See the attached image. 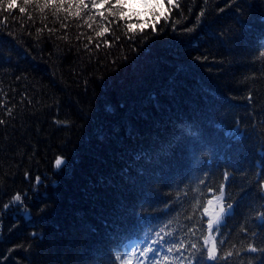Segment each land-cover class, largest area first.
<instances>
[{"label":"trees","instance_id":"trees-1","mask_svg":"<svg viewBox=\"0 0 264 264\" xmlns=\"http://www.w3.org/2000/svg\"><path fill=\"white\" fill-rule=\"evenodd\" d=\"M176 2L131 46L123 23L101 38L102 20L35 5L0 23V264H111L165 224L199 264H264L247 251L264 248V0Z\"/></svg>","mask_w":264,"mask_h":264},{"label":"snow or ice","instance_id":"snow-or-ice-1","mask_svg":"<svg viewBox=\"0 0 264 264\" xmlns=\"http://www.w3.org/2000/svg\"><path fill=\"white\" fill-rule=\"evenodd\" d=\"M207 3V0H204ZM237 0H230L229 7L232 3H236ZM258 2V0H254ZM22 4V6H21ZM29 5H35L39 8L40 12H45L46 9H51L52 14L59 18L60 13L63 12L65 17L74 16L78 17L81 20L84 19V16H87L85 21L87 28L89 30L93 29V21L100 19L103 21V26H101L99 31H96L97 37H104L106 33L109 32L108 25H115L119 27L121 23L126 25L127 36L126 39L129 42V45H135L137 41L134 39V35L139 32L141 34L146 33V26L151 28L153 34H159L157 31V24L161 20H167L171 15L170 11H162L158 9H169V8H179L180 5L176 0H0V13L3 14V20H0V23H4L8 19V14L18 11L21 14L28 12ZM143 5V8H141ZM133 8L136 11L129 13V8ZM220 12H224L225 8H220ZM145 14H147L145 18ZM205 13L201 11L199 17H197V23L200 22V17H203ZM32 19V17H29ZM67 24H65V29ZM42 31V29H41ZM188 32H192L193 28L186 29ZM52 32V29L49 28V33ZM12 35L11 32L7 33ZM79 41V36H77ZM89 42L92 38L88 37ZM119 40V37H117ZM111 44V40L108 41ZM87 47V45L85 46ZM95 47L100 48V44L96 43ZM264 55V52L261 53ZM124 60L127 61V56L124 57ZM111 63L115 64L116 61L113 60ZM248 100L251 101V94L248 96ZM10 114V113H9ZM4 121L0 120V124H3ZM66 159L63 156H58L54 161V168L57 172L61 169L63 165H66ZM30 173L25 174V179L30 178ZM225 181L228 180V172L225 170L224 174ZM41 177L37 175L35 177L34 184L38 190L39 185L41 184ZM203 183V181H201ZM227 185H221L220 191L224 193ZM259 191L264 195V179H260L257 185ZM214 191V190H210ZM27 193L22 195L20 192H16L11 197L12 202H19L21 205L24 204V196ZM209 205L213 204L212 200L208 201ZM10 207V204H5L4 208L7 209ZM220 213H226L228 209L232 208L233 205H225L223 198L221 202L217 204ZM43 211V209H41ZM208 212V209H205V213ZM258 216L264 220V212H259ZM215 217V213L209 217L205 227L207 229L208 235L204 237L202 248L207 253V260L210 262H215L218 260L220 255V249L218 247L217 240L213 236V232L216 231V236L219 235L218 228V217ZM153 216L151 220H155ZM151 220L148 222L150 223ZM2 223V221H0ZM168 225L165 224L164 227L159 228L154 231V236L146 237L141 243L140 247L137 249L136 244H133L131 247L125 250L126 254L113 255L111 251L106 256V260L110 261L111 264H199V258L195 257L193 254L188 253V249L191 248L195 250L197 248L196 243L188 244L183 238L180 242H175L169 239L172 236L171 232H166L165 228ZM131 231L133 233H138L139 228L136 225L132 226ZM189 231L195 235V228L189 229ZM243 231L247 233V228H244ZM35 235V233H33ZM255 233H253V236ZM139 239V236H137ZM13 248L10 251H15ZM247 251L250 253H264V248L257 247L254 243L249 244ZM232 251H228L225 254V259L233 256ZM3 260L8 259V255H3ZM96 264H105V260L96 262Z\"/></svg>","mask_w":264,"mask_h":264},{"label":"rangeland","instance_id":"rangeland-1","mask_svg":"<svg viewBox=\"0 0 264 264\" xmlns=\"http://www.w3.org/2000/svg\"><path fill=\"white\" fill-rule=\"evenodd\" d=\"M141 8H143V5H141ZM135 10V9H134Z\"/></svg>","mask_w":264,"mask_h":264}]
</instances>
